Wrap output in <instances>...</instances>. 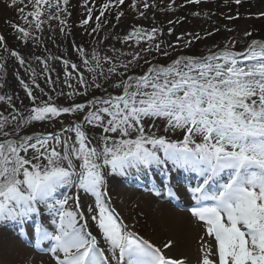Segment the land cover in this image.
Returning <instances> with one entry per match:
<instances>
[{"label":"snow or ice","instance_id":"obj_1","mask_svg":"<svg viewBox=\"0 0 264 264\" xmlns=\"http://www.w3.org/2000/svg\"><path fill=\"white\" fill-rule=\"evenodd\" d=\"M4 2L23 21L6 23L15 39L25 44L39 41L33 33L43 32L45 24L52 30V21L59 22L61 34L68 27L69 0ZM125 2L102 0L96 7L86 2L82 7L87 16L79 26L87 31L94 20L88 34L97 33L109 23L106 14L116 11L115 19L120 21ZM202 2L185 0L193 5ZM231 2L240 5L242 0ZM140 3L145 10L156 7L148 0ZM128 7L145 15L137 0ZM257 18H264V12ZM162 34L155 26L136 27L118 38L122 44L139 46V51L120 53L131 56L126 62L115 55V48L109 49L113 56L101 57L96 49L89 54L73 45L81 63L62 60L64 84L71 89L66 97H87L91 88H102L106 95L83 103L73 99L62 106L40 88L34 69L32 84L48 95L47 100L37 103L33 89L19 76L32 106L21 111L12 96L0 95L8 112H0V224L17 228V238L31 240V250L42 253L47 264H187L185 258L168 254L176 247L174 240L159 246L125 223L108 192L109 177L134 172L137 179L149 178L145 190L155 197L179 201L178 192L183 189L172 184L173 171L197 181L186 189L193 201L186 211L203 231L196 264H264V40L253 38L241 51L230 40L223 47L208 49L206 55H179L166 64L153 63L141 53L168 57V48L175 47H162L163 42H157ZM213 35L211 31L205 37L193 33L184 46ZM0 50L19 66L25 65V57L10 50L3 35ZM36 59L48 71L47 63ZM137 67L142 68L138 74ZM4 69L0 63V70ZM46 83L54 81L46 79ZM65 116L72 118L67 125L61 119ZM53 121L60 122L59 130L27 132L36 123ZM157 128L163 134L153 130ZM170 133L182 138L172 139ZM153 169L159 174L158 183L152 179ZM82 196L92 201L86 213L81 210ZM43 257L41 264H45Z\"/></svg>","mask_w":264,"mask_h":264},{"label":"rangeland","instance_id":"obj_2","mask_svg":"<svg viewBox=\"0 0 264 264\" xmlns=\"http://www.w3.org/2000/svg\"><path fill=\"white\" fill-rule=\"evenodd\" d=\"M177 1V0H176ZM165 3H168L165 2ZM202 9H209V10H216L219 13H222L224 10L227 11L228 8H231L234 10L235 13L240 14L239 20L233 21L231 26H235L233 33H231L234 40L238 41L239 45H242L244 41L246 40V37L244 33L247 31H250L251 29V22L255 20L253 15L259 14L260 12H264V2L258 3V5H251V8L245 7H236L234 8V5L231 3H228L227 6L223 7L220 0L216 1H209L207 5L201 6ZM254 7V9L252 8ZM256 9V10H255ZM78 10V9H77ZM80 11H77V16L74 15L75 19L74 22L76 25H80L81 17ZM208 10H204L203 14H207ZM225 13V12H224ZM131 12H126L124 10L125 18L123 19V22L119 29H117L115 35H126L129 31H131L133 28H135L132 24L137 23L134 22L132 19L134 18H128L126 16H130ZM15 16V11L8 9L4 3L0 1V33L4 36H6L7 41H16L15 38H9L7 31L13 30L10 29L9 24L6 23V21L10 22L11 19ZM222 17V16H221ZM224 20V19H223ZM225 21V20H224ZM206 23H199L198 26H200V30L202 32H205L207 27L203 26ZM146 23L140 25V28H144ZM145 29V28H144ZM224 30V24L221 28ZM253 29V28H252ZM75 29L72 30L73 33H75ZM229 32V31H228ZM110 34V32H108ZM204 37V36H203ZM231 37H223L220 38V43H223V45L233 40ZM93 41V40H92ZM114 46L109 45L110 43H107L105 45L106 48L99 47L98 44H94L93 48L96 49L101 57L107 55V56H113V53L109 51V49L115 48L118 51L115 53L116 56H120L121 52L129 53L133 51H139V46L134 45L132 42H129V44H120L118 42L114 43L112 41ZM145 44H142L144 46ZM146 47V46H144ZM208 48H213V43L211 41H204V43L200 44L198 47V50H201L202 52L206 53L208 51ZM189 48L184 46V42L182 47L179 48L178 51L174 52L176 55H181L185 51H187ZM214 49V48H213ZM204 50V51H203ZM64 54H66L67 51L65 49L62 50ZM203 53V54H204ZM1 54V53H0ZM142 55V53H141ZM67 56V55H66ZM54 57V56H51ZM63 57V56H62ZM124 57V60L131 59V56H120V59ZM64 58V57H63ZM7 59V58H6ZM65 59V58H64ZM123 59V58H122ZM57 60V59H56ZM59 61V60H58ZM61 62V60L59 61ZM56 70L58 74H60V77L57 75H54V86H61L60 92L63 91L65 95H63L66 98L67 92L71 91L65 84H64V68L61 67L60 70L57 69V67H52V71ZM22 78V76H21ZM37 78L40 79L39 75L37 77L36 75V82ZM3 77L0 75V84H3L4 87L0 88V95H4L5 93L9 96L13 97V104L20 106L19 104L15 103L18 101L17 97L19 99L24 98V94H19V92H24L23 88L19 84V80L15 78L13 82L8 80L1 81ZM5 80V77H4ZM27 81H32V76H30V79ZM9 83V84H8ZM73 83V81H72ZM14 85V86H13ZM75 86V85H74ZM57 89V87H56ZM35 91V89H34ZM78 97H74L73 99L76 101ZM79 99V98H78ZM69 101L70 99L67 98ZM7 108V105L3 102H0V110L4 113V115H8V112L5 111ZM17 109H20L18 107ZM26 114V113H25ZM64 122L66 121V118H61ZM149 122H146V126ZM61 127L60 122L53 121L50 123H36L32 126H30L27 130L28 134H35L40 132H52ZM179 134V133H177ZM176 133L173 134L174 136L177 135ZM171 167V166H169ZM153 171H156L153 169ZM181 172V173H180ZM177 172L173 171L171 175H176V178H180L181 176L183 178H187L186 182H183L182 180L176 181L175 183L179 184L181 186L182 191L178 192L179 195V201H168L161 199L159 197H155L150 192L146 191L145 188L150 186V180L147 182L142 181L145 177H141L140 179H137L135 176V173L133 172L132 175L128 177H109L108 178V192L109 196L112 201V205L117 209L118 212L121 213L122 218L124 219L125 223L131 225H134V230L139 233L142 236H145L149 239H151L155 244L162 246L165 242H167L169 239H172L175 241V249L173 252H169V255H176V252H178V245L176 244L177 237H178V231H180V234H186V241L185 244V259L189 263L190 260L192 261L189 264H196L197 257L199 255L198 249L201 244L200 237L203 235L202 228L197 225V223L190 218V214L186 211V209L193 204V201L190 198V194L187 193L186 189L189 185L194 187L196 185V179L193 177H190L189 174H186L182 171ZM177 173V174H176ZM158 178V182H159ZM190 179V180H189ZM139 181H141L143 184H139ZM157 182V183H158ZM129 191V194L127 195H121L124 191ZM121 195L124 197L122 201L118 198V196ZM82 201V208L85 213L87 212L88 206L92 203L90 198L81 197ZM121 202V204H118ZM166 205V207L164 206ZM169 205V206H167ZM119 209L122 207V209ZM170 206H173L174 208L171 209ZM171 209L173 210L172 218H169V222H165L166 220V214L164 211H167L165 209ZM165 219V220H164ZM45 220L47 218L45 217ZM177 229H174V228ZM10 232L12 234H10ZM18 229L15 228L10 223L0 224V264H41L40 256L43 257V254H37L36 251L31 250L32 249V241L28 238L18 239L17 238ZM6 237L15 238L16 244L19 245L21 248V251L16 250L15 248L11 247V243L13 241H9V239H6ZM187 250V253H186ZM28 254H25V253ZM45 263H47L46 257H44Z\"/></svg>","mask_w":264,"mask_h":264},{"label":"trees","instance_id":"obj_3","mask_svg":"<svg viewBox=\"0 0 264 264\" xmlns=\"http://www.w3.org/2000/svg\"><path fill=\"white\" fill-rule=\"evenodd\" d=\"M180 2L183 1L185 2V0H179ZM131 2V0H126L125 5L122 6V10H126V12H131L130 16H126L128 18H135L132 19L134 22V25H142L144 23H146L145 25V29H151L152 27H157V28H161L163 34L158 36V40L157 42H163L162 47H167V45L171 44L174 45V48H168V51L170 53V56L168 57H164L162 54L160 53H156V52H152V53H142V55H146L147 59L152 60V61H156L162 64H166L168 62L171 61L173 57V52L177 51L180 47V45L182 44L183 41L185 40H189L192 39V34L193 33H199L202 37L206 36V32L211 31L214 32L213 36L210 37H206L205 39H202L200 41H194L191 46H189V50L186 51L187 55H201L202 52L201 50H198V47L200 44L204 43V41H206V43H208V41H211L213 43V50H215V46L219 45L220 47H223V43H220V38L223 37H234L231 35V33H233L234 27L235 26H231L233 21H237L236 19L230 20V21H226L225 18L228 17H224L225 15H222L223 17H220L219 12L216 10H208L207 14H200V11L202 10V8H200L199 6H203V5H207V2L205 4H199L198 6H191V7H195L196 9L191 11V7L188 6H180V2H174L171 3L172 4V8L169 9L168 5H166L164 0H148V3L151 5L153 3H155L156 7L155 8H149L147 10H145L143 8V4L140 3V0H138V4L140 7V11L145 12L144 16H140L138 15L139 18H136L135 14L138 13L136 11H133L132 9H130L128 7V4ZM258 5V1H253V0H242V3L240 5H236L234 6V8L236 7H245L247 6L248 8H251V5ZM254 9V7H252ZM230 10H232L230 8ZM256 10V9H255ZM193 12L197 13L196 17H192L194 15H191ZM223 14V13H222ZM230 14L232 15V17L234 16H238L239 14L235 13L234 10L230 11ZM109 23L106 24L103 28H101L98 31V34L94 35V33H92L91 35H89L88 33H91L92 27H95L94 24L90 23V26L86 27L87 31H83L82 33H76L75 35L73 34L72 30L68 31L67 30V36H69L66 41L63 40V36L59 31V28L55 29V28H51L52 30H50L49 24H45L43 26L44 31L43 32H34L33 35L34 36H39L40 39L37 42H33L32 40H29L27 43L25 44L24 42H22V44L17 45V47H15L16 51L20 52L26 59V63L23 67H19V64H11L10 67L8 68V66L5 65V69L4 70H0V72L2 73L1 75L5 76V80L4 78L1 79V81H6L8 80V78L10 79L11 82H13L14 80L11 78L10 76V72H15L14 73H18L19 71H23L22 75H24L22 77V80H24V82H27V78H29V75H32V70H35V73L37 71H41L40 72V80H39V86L40 88L44 89V92L48 93V95H50V85L46 83V79H51L52 81H54V75L59 76V74L55 71H45L44 70V64H42L40 62V60H37L36 57H40L41 60L45 61L48 65V69L51 65L52 67V63L50 64V59H48V57H50V55L56 54V50L58 51V48H69V50L71 51L72 48L71 44H74L77 47H83L85 49L86 52L93 51V46L94 44H100V46H103L104 44L108 43V42H112L114 41V43L118 42L120 43V40L118 38H120L122 35H115L117 29H119V25L123 22V19L125 18V15L123 17H121L120 21H117L115 19L116 16V12H112L110 14H106ZM134 15V16H133ZM231 17V16H229ZM170 18V19H168ZM240 18V15L238 16V20ZM225 21H224V20ZM255 19V18H254ZM201 20L204 24L203 26L207 27V29H205V32H202L200 29L199 25V21ZM169 21H173L174 23L170 24ZM175 21H179V23H175ZM53 22V21H52ZM51 23V22H50ZM224 24V30H222L221 28L223 27ZM52 27V26H51ZM253 28V29H252ZM172 29V34L169 35L168 34V30ZM216 29H219V31L217 32ZM229 29H231L232 31H229ZM251 30L249 32L252 33L251 37H246V40L244 41V43L242 45H239L238 41L233 40L236 42L235 44V49L242 48L244 45H246L248 42L251 41V39H257V40H264V18H259V19H255L251 22ZM54 30V31H53ZM229 31V32H228ZM247 31V30H246ZM108 32H110V34H108ZM231 32V33H230ZM70 34L72 36V38L70 37ZM102 34V35H101ZM177 37H180L181 39H177ZM43 39V43H41ZM93 40V41H92ZM100 41H103V43H100ZM144 46L147 47V45L145 44ZM210 49V48H208ZM204 51V50H203ZM73 51H71L72 53ZM74 54H76V51L74 50V52L72 54H70L71 59H74ZM58 55V52H57ZM2 56V55H1ZM153 57H155V59H153ZM121 60H124L121 58ZM75 62V61H73ZM126 62V61H125ZM140 65L142 66V68H145L146 65L144 64L143 60H140ZM54 67V64H53ZM141 67H137L134 69L135 73H140V71H142ZM82 72V71H81ZM28 73V74H26ZM83 73V72H82ZM15 74V75H16ZM37 75V73H36ZM45 75H47V77H45ZM85 75V74H84ZM87 79L88 76H85ZM91 78V76H90ZM9 84V83H8ZM27 84V83H26ZM33 84H31L32 86ZM14 86V85H13ZM52 86V85H51ZM105 87H108V91L112 92L113 89L111 87H109L107 84H105ZM34 89L35 86L33 87ZM61 89V87H58V91L56 90L55 92H59V90ZM103 90V89H100ZM98 91L96 90L95 92H93L92 95L98 94ZM37 97V103H39L41 100H47L48 99V95H42L39 91V89H37V91H35L34 93ZM51 96V95H50ZM54 99V98H53ZM63 100H58V102L62 103ZM17 104H19L20 106L15 105V107H20V110L23 111V107L24 106H31V101H28L27 98L23 99V101H17L15 102ZM72 102L67 103L68 105H70ZM61 105V104H60ZM67 105V106H68ZM1 111V110H0ZM2 112V111H1Z\"/></svg>","mask_w":264,"mask_h":264},{"label":"bare ground","instance_id":"obj_4","mask_svg":"<svg viewBox=\"0 0 264 264\" xmlns=\"http://www.w3.org/2000/svg\"><path fill=\"white\" fill-rule=\"evenodd\" d=\"M175 177V176H174ZM174 181H176V179H174ZM127 194H129V191H124V192H122V194L121 195H127ZM121 195H119L118 196V198L122 201V199H124V197H122ZM118 204H121V202H119ZM165 207H166V205H164ZM167 206H169V205H167ZM167 208V207H166ZM118 209H119V206H118ZM120 209H122V207H120ZM119 209V210H120ZM165 210H167V211H164L165 212V214H166V220H165V222H169V218H167V217H170V218H172V214H173V210H171L170 208L169 209H165ZM174 229H177L176 227L174 228ZM184 230V229H183ZM183 230H179L178 231V239H177V241H176V244L178 245V247L180 248V249H178V252H176V255H179L181 258H185V244H184V242L186 241V234L184 233V234H180V231H183ZM10 234H12L11 232H10ZM6 239H9V241H13L10 245H11V247L12 248H15L16 250H20L21 251V248L19 247V245L18 244H16V239L15 238H10V237H6ZM186 253H187V250H186ZM25 254H28L27 252L25 253ZM40 259H42V256H40L39 257ZM44 258V257H43ZM187 261V260H186ZM192 261L190 260V262L189 263H191ZM188 263V262H187ZM188 263V264H189ZM45 264H47V263H45Z\"/></svg>","mask_w":264,"mask_h":264}]
</instances>
